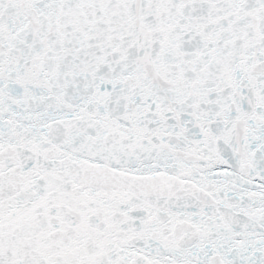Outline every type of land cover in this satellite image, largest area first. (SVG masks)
Returning a JSON list of instances; mask_svg holds the SVG:
<instances>
[{
    "label": "snow or ice",
    "instance_id": "6c2138e0",
    "mask_svg": "<svg viewBox=\"0 0 264 264\" xmlns=\"http://www.w3.org/2000/svg\"><path fill=\"white\" fill-rule=\"evenodd\" d=\"M0 264H264V0H0Z\"/></svg>",
    "mask_w": 264,
    "mask_h": 264
}]
</instances>
